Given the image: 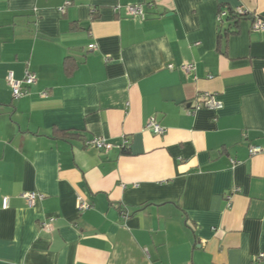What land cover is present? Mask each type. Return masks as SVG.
Listing matches in <instances>:
<instances>
[{"label": "crops", "instance_id": "1", "mask_svg": "<svg viewBox=\"0 0 264 264\" xmlns=\"http://www.w3.org/2000/svg\"><path fill=\"white\" fill-rule=\"evenodd\" d=\"M257 16L264 0H0V264H264ZM11 72L37 82L15 98ZM205 93L222 107L195 110Z\"/></svg>", "mask_w": 264, "mask_h": 264}, {"label": "built area", "instance_id": "2", "mask_svg": "<svg viewBox=\"0 0 264 264\" xmlns=\"http://www.w3.org/2000/svg\"><path fill=\"white\" fill-rule=\"evenodd\" d=\"M71 4L70 1H67L65 5L61 8V12H65L66 7ZM117 10H124L127 15L129 16H136L140 17L142 19L146 18V11L143 5H126V6H118L116 8ZM240 15H247L244 11L238 9L236 12ZM227 16V11H221L219 15V23H223V19ZM252 29L253 31H258V32H264V18L262 17H254L253 24H252ZM90 48H95V45H91ZM172 69V65L169 66ZM183 71L186 73H190L194 71L195 66L194 64H187L182 67ZM8 82L11 87L13 96L15 98L22 97L24 94L27 92V87L34 85L37 82V76L33 73L27 72L25 75V78L23 80H18L14 77V74L11 72L8 75ZM203 100L201 103H199L196 107L195 110H201V109H220L222 107V103L218 100H216L215 95L211 93H205L203 95ZM145 129L153 134L156 135H164L167 132V129L163 127L161 124H159L155 119H151ZM88 145L99 149V150H111L113 148V145L108 143L105 139L103 138H95L92 141L88 142ZM263 149L261 147H251L250 148V154L251 155H256L258 153H261ZM44 195L38 192H25L22 193L21 198H23L27 205L29 207H34L37 204V201L42 200ZM3 209H8L10 207V199L8 197L3 198ZM90 207V205L83 199L79 198L78 199V209L83 211L87 210ZM54 221V218H50L49 222L44 223L45 228L50 227L51 222ZM259 260L264 259V253H261L258 257Z\"/></svg>", "mask_w": 264, "mask_h": 264}, {"label": "trees", "instance_id": "3", "mask_svg": "<svg viewBox=\"0 0 264 264\" xmlns=\"http://www.w3.org/2000/svg\"><path fill=\"white\" fill-rule=\"evenodd\" d=\"M227 11V16L224 18V21H229L232 22L233 24L238 23L240 20L249 17L248 15H240L236 13L233 10H226ZM223 29H221L222 31Z\"/></svg>", "mask_w": 264, "mask_h": 264}]
</instances>
